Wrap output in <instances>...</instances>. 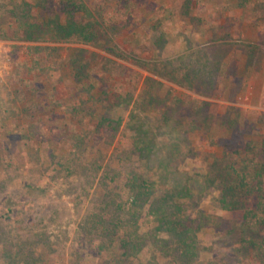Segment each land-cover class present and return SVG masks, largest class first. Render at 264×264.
Wrapping results in <instances>:
<instances>
[{
  "label": "rangeland",
  "instance_id": "1",
  "mask_svg": "<svg viewBox=\"0 0 264 264\" xmlns=\"http://www.w3.org/2000/svg\"><path fill=\"white\" fill-rule=\"evenodd\" d=\"M38 1L0 0V264H174L149 249L129 259L103 249L104 239L87 227L103 207L98 188L114 193L116 218L123 215L118 205L131 198L126 182L134 176L165 180L174 190L189 185L183 201L193 217L229 218L213 179L226 177L225 167L248 153V142L264 151V0H139L127 19L122 4L101 0L111 28L102 39L117 44L124 58L104 49L105 41L56 43L37 24ZM30 24L37 41L24 38ZM69 59L89 62L81 83ZM163 63L183 84L162 80L158 94L170 99L149 110L145 79L154 76L152 64ZM197 71L212 74L214 90L190 87L187 77ZM105 92L108 103L101 102ZM200 107L207 121L191 116ZM84 108L96 113L92 119L80 113ZM104 111L118 132L96 130ZM139 114L154 141L150 158L135 147L131 117ZM231 120L239 129L229 135L224 127ZM29 128H41V135ZM147 212L138 224L148 232L155 223ZM235 217L232 223L240 212ZM240 237L203 231L193 264H256Z\"/></svg>",
  "mask_w": 264,
  "mask_h": 264
},
{
  "label": "trees",
  "instance_id": "2",
  "mask_svg": "<svg viewBox=\"0 0 264 264\" xmlns=\"http://www.w3.org/2000/svg\"><path fill=\"white\" fill-rule=\"evenodd\" d=\"M100 1L39 0L36 3V8L39 10L37 24L44 26L46 33L52 35L56 43L92 44L101 41L106 42L102 37L107 35L111 28L102 16L107 5H103ZM138 1L108 0L111 5H117L116 7L123 5L125 19L132 14L133 5ZM30 26L33 28L25 31L24 38L28 41L39 40L34 31L36 26L31 24ZM104 45V49L116 56L124 58L127 55L115 43L109 42L107 44L106 42ZM34 49L40 51L49 48L35 46ZM66 62L69 63V72L74 75L78 82L81 83L89 76V62H80L78 59H69ZM151 71L154 76L145 79L144 94L146 97L143 101L144 106H147L149 110L155 108L156 105H166L170 99L169 96L161 97L158 94V91L165 86L162 80L183 84V82L173 77L174 73L169 72L164 63L161 67H158V64H152ZM207 73L197 71L194 78L188 75V83L192 85L190 87L194 89L197 84L201 85L205 94L214 90L216 87L214 77L210 72ZM194 82H196V85H193ZM129 95L127 94V96ZM104 96L105 98L101 102L108 103V92H105ZM204 110L201 107L196 108L195 111L191 112V116L195 120L196 117L198 119L202 117L203 120L207 121V117L203 118ZM87 111L84 108L80 113L90 118L96 114L93 113L92 109ZM105 112L102 113L96 130L109 127V130L118 132L119 128L117 126L119 124L115 126L116 123ZM72 114H76L74 110L61 116V120H66V117H70ZM164 114V117L166 116L164 120L169 124L171 119L168 116L170 115L169 110H166ZM139 117L140 114L131 117V120L134 121L131 129L137 132L134 136L136 140L135 147H141L143 156L146 157L147 154V158H150L154 141L149 139L151 132L149 129H145L146 125L141 122ZM233 127V130H236L234 121L231 120V123L224 127V132L229 135L233 134L234 131L229 132L230 128ZM28 130L34 131L36 137L41 135L39 132L41 128L36 131L30 128ZM241 133L244 135L250 133V130H242ZM62 134H65L66 137L68 135L64 131ZM252 146L253 143L248 142L245 147L248 153L242 154L241 160H236L235 163L232 162L225 167L224 170H227V174L224 179L220 178L221 175L213 179V182L217 183V187H221L223 190L220 203L226 214L230 215L229 218L206 213H202L199 217H193L188 204L183 201L190 197L189 185L180 188L176 186L174 190L166 186L167 182L165 180L157 184L150 177L134 176L126 182L131 198L128 203L118 205L123 214L118 218L110 215L111 206L114 204V193L111 194L112 191H107L106 187L99 186L98 190L101 192L100 198L103 207L91 217L87 227L94 234L104 239L103 249L113 247L122 259L136 258L142 252H146V249H149L154 258L157 253L161 252L166 258L175 260L174 264L195 263L199 257L198 239L203 231L213 230L214 232L226 234L239 232L241 236L239 244L243 250L250 252L256 264H264V235H262L264 233V151L258 148L254 151ZM162 162H164V165L166 164L165 161ZM67 163L69 165H64L63 169L70 171V165L73 163L72 158ZM97 167H99L98 170L102 169L100 165ZM245 199L256 200V205L254 207L248 206V203L245 204L244 202ZM144 210H148L146 215L153 219L152 221L148 220L149 224L155 223L152 230L148 232L142 230V227L138 224ZM239 212L241 215L240 221L232 223L236 218L235 214Z\"/></svg>",
  "mask_w": 264,
  "mask_h": 264
}]
</instances>
